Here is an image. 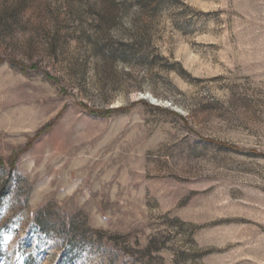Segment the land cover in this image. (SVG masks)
<instances>
[{"label": "rangeland", "instance_id": "obj_1", "mask_svg": "<svg viewBox=\"0 0 264 264\" xmlns=\"http://www.w3.org/2000/svg\"><path fill=\"white\" fill-rule=\"evenodd\" d=\"M0 264H264V0H0Z\"/></svg>", "mask_w": 264, "mask_h": 264}]
</instances>
